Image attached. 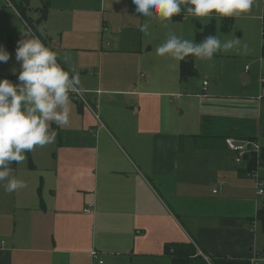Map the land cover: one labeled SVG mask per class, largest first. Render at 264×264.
<instances>
[{"label": "crops", "instance_id": "crops-1", "mask_svg": "<svg viewBox=\"0 0 264 264\" xmlns=\"http://www.w3.org/2000/svg\"><path fill=\"white\" fill-rule=\"evenodd\" d=\"M5 2L0 18L14 16L16 37L31 30ZM48 16L39 27L50 47ZM262 42L263 31L257 71L251 56L234 63L218 52L194 57L196 74L185 80L171 56L162 66L171 75L155 79L142 46L101 49L99 64L80 75L99 118L75 101L77 126L13 169L26 186H0V264H157L171 262L167 244L193 240L208 256L264 259L253 222L264 196L226 144L253 139L264 148ZM257 174L264 182V162ZM90 203L93 213L84 211Z\"/></svg>", "mask_w": 264, "mask_h": 264}, {"label": "clouds", "instance_id": "clouds-1", "mask_svg": "<svg viewBox=\"0 0 264 264\" xmlns=\"http://www.w3.org/2000/svg\"><path fill=\"white\" fill-rule=\"evenodd\" d=\"M136 12L149 20L173 22L174 16L213 19L237 17L251 11L256 0H132ZM167 27V23L165 24ZM149 24L141 31L147 33ZM239 38L222 40L218 35H209L203 41L185 39L169 31L167 39L157 45L160 56H171L184 61L192 56L211 60L221 51L238 48ZM246 45L244 48L246 49ZM10 53L0 47V62L6 63ZM16 60L21 62L19 83L0 79V186L8 193L25 187V182L13 175L11 165L22 163L26 153L35 147L53 143L56 130L70 121L72 95L81 91L80 74L74 67H65L58 53L31 30L24 32L18 42Z\"/></svg>", "mask_w": 264, "mask_h": 264}, {"label": "rangeland", "instance_id": "rangeland-1", "mask_svg": "<svg viewBox=\"0 0 264 264\" xmlns=\"http://www.w3.org/2000/svg\"><path fill=\"white\" fill-rule=\"evenodd\" d=\"M20 3L21 0H9ZM48 2L50 9L48 13V21L46 23L50 34L52 35L53 50L58 53V59L63 62V58H69L66 68L71 66L81 75L92 66L99 64L101 61L100 50L108 48H140L143 49V66L150 71L156 79H164L170 76L168 71L162 68L166 56H160L156 53L157 45L167 39L169 31L175 32L178 36L185 39L195 40L199 26L214 22L216 26V35L222 40L239 38L241 44L238 48L228 51H221L225 54H232L230 57L234 63H238L246 57L253 58L247 63L252 64L254 70H259L262 40V7L263 0H256L251 11L246 14L233 17L232 28L226 31L223 27L224 17L214 14L213 19L209 18H186L183 14L174 16L173 22L160 21L158 19L149 20L143 17L141 13L136 12V5L132 0H29L30 7L37 9L43 7L44 2ZM5 0H0V5L5 4ZM19 13V12H18ZM28 27V18L33 15L32 22L38 34L35 35L41 39L46 45L42 33L43 26L39 27L38 14L33 12L31 15L22 16ZM257 16V17H256ZM27 21V22H26ZM16 27V20L11 14L0 18V47H3L10 53V59L6 62H0V79H7L10 76L11 81L19 83L18 75L21 69V62L16 60V49L18 42L24 39L23 35L16 37L14 30L8 24ZM149 24L148 32H142L140 29L145 24ZM167 23V27L165 24ZM32 30V29H31ZM8 32H12L14 37H8L6 40H12V45H2L6 40L2 41ZM12 36V35H10ZM59 41V46L54 48L53 43ZM246 45V49L244 48ZM176 68V66H175ZM4 74V76H2ZM76 100L72 95L71 116L70 121L63 127H57L55 123L51 126L56 132L67 128H74L78 121L83 117L79 113ZM86 108V107H85ZM181 112V110L179 111ZM67 127V128H66ZM31 152L25 155L28 158ZM251 174V173H250ZM252 175V174H251ZM255 181V189L258 190V183ZM264 183V182H263ZM262 248L264 250V235L259 231ZM168 259H171L167 256ZM171 261V260H170ZM137 262V261H136ZM166 258L164 262L158 261L157 264H170ZM139 264V263H138ZM254 264H264V259L259 258Z\"/></svg>", "mask_w": 264, "mask_h": 264}, {"label": "trees", "instance_id": "trees-1", "mask_svg": "<svg viewBox=\"0 0 264 264\" xmlns=\"http://www.w3.org/2000/svg\"><path fill=\"white\" fill-rule=\"evenodd\" d=\"M15 8L22 15H32L33 12L38 14V24L45 22L50 9L49 3L46 1L43 7L32 9L30 7L29 0H21L20 3H15ZM263 42H262V58L264 60V0H263ZM27 22V21H26ZM30 28L38 34L35 30L32 22V16L28 18L27 22ZM233 19L231 17L224 19L223 27L226 31L232 28ZM209 35H216V26L214 22L199 26V30L196 33V39L198 42L203 41ZM41 38V37H40ZM43 39V38H41ZM196 74V68L194 66V57L189 56L184 61H180V76L181 80H185L189 76ZM77 101V100H76ZM78 102V107L81 109L82 103ZM31 162V158H30ZM264 162V148L259 155L252 154L245 158V172L249 174L256 171L259 166ZM32 164V162H31ZM12 169L17 168V164L11 165ZM264 196V195H263ZM257 221L260 225V230L264 235V197L261 205L257 211L256 217L253 220ZM199 245L196 240L190 242H173L169 243L165 247V254L171 258V264H252V260L249 258H228V257H213L209 256L207 260L203 255L199 254ZM206 254V253H205ZM207 255V254H206Z\"/></svg>", "mask_w": 264, "mask_h": 264}, {"label": "built area", "instance_id": "built-area-1", "mask_svg": "<svg viewBox=\"0 0 264 264\" xmlns=\"http://www.w3.org/2000/svg\"><path fill=\"white\" fill-rule=\"evenodd\" d=\"M261 82H262V88L260 90L259 98H264V74L261 77ZM207 84V81L204 82ZM86 92L85 90L81 89L79 94H73V97L84 104L85 107H88L91 109L95 116L99 118L98 114L95 112V109L93 106L89 103L87 97H86ZM226 144L227 147L232 150L235 153V161L237 163H242L245 161V158L247 156H250L252 154H257L259 155L263 149L262 145L257 141L253 139H236L229 137L226 139ZM254 177L256 182L258 183V190L257 193L259 195H264V183L262 179L259 177L257 174V170L251 173ZM216 192V190L214 191ZM85 212L87 213H93L94 212V205L93 203H90L85 209ZM4 244V241H0V246ZM199 254L203 255L207 260L209 259V256L206 255L200 248H199ZM92 258L93 259H99V253L98 251L94 250L92 251ZM100 263H103L101 259H99Z\"/></svg>", "mask_w": 264, "mask_h": 264}]
</instances>
